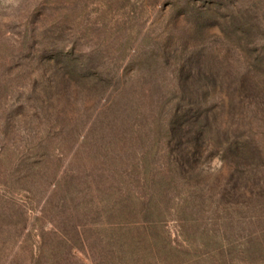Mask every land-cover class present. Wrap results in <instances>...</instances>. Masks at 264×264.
<instances>
[{
    "label": "rangeland",
    "instance_id": "obj_1",
    "mask_svg": "<svg viewBox=\"0 0 264 264\" xmlns=\"http://www.w3.org/2000/svg\"><path fill=\"white\" fill-rule=\"evenodd\" d=\"M0 264H264V0H0Z\"/></svg>",
    "mask_w": 264,
    "mask_h": 264
},
{
    "label": "trees",
    "instance_id": "obj_2",
    "mask_svg": "<svg viewBox=\"0 0 264 264\" xmlns=\"http://www.w3.org/2000/svg\"><path fill=\"white\" fill-rule=\"evenodd\" d=\"M187 114H188V113H186V112L184 113L185 116H187ZM176 117H177V116H176ZM180 118H181V117H180ZM188 120H189L188 122H186V123L183 124V126L186 125V131H187V129H189V127H192V128H193V126L190 125V124H192V123H196L195 121H196L197 119L195 118V116H190V117L188 118ZM183 126H182V127H183ZM169 128H170V127H169ZM178 129H179V128H176V130H178ZM174 130H175L174 127L171 125L170 133L172 134V131H174ZM176 130H175V131H176ZM180 131H181V130H180ZM178 155H179V154H178ZM185 161H186V160H185ZM185 163H186V162H185ZM146 211H147V210H146ZM146 211L144 212L145 214H147ZM147 212L150 213L151 211L148 210ZM145 214H144V215H145ZM150 215H151V214H150Z\"/></svg>",
    "mask_w": 264,
    "mask_h": 264
}]
</instances>
